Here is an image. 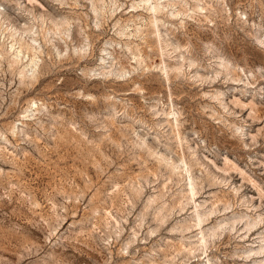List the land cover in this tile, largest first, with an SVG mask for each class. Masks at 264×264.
I'll return each mask as SVG.
<instances>
[{
  "label": "rangeland",
  "instance_id": "rangeland-1",
  "mask_svg": "<svg viewBox=\"0 0 264 264\" xmlns=\"http://www.w3.org/2000/svg\"><path fill=\"white\" fill-rule=\"evenodd\" d=\"M0 264H264V0H0Z\"/></svg>",
  "mask_w": 264,
  "mask_h": 264
},
{
  "label": "bare ground",
  "instance_id": "bare-ground-1",
  "mask_svg": "<svg viewBox=\"0 0 264 264\" xmlns=\"http://www.w3.org/2000/svg\"><path fill=\"white\" fill-rule=\"evenodd\" d=\"M16 55H18V51L16 52ZM32 61V60H31ZM30 63V62H29Z\"/></svg>",
  "mask_w": 264,
  "mask_h": 264
}]
</instances>
